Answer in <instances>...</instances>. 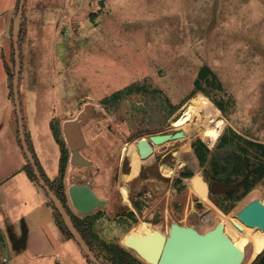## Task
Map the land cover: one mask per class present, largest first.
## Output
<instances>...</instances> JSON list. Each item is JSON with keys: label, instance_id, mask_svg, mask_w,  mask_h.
Instances as JSON below:
<instances>
[{"label": "rangeland", "instance_id": "374dc122", "mask_svg": "<svg viewBox=\"0 0 264 264\" xmlns=\"http://www.w3.org/2000/svg\"><path fill=\"white\" fill-rule=\"evenodd\" d=\"M18 5L19 0H0V183L18 172L25 174L27 164L5 66V62L10 67L14 64L13 22ZM22 21L24 124L32 153L50 184L60 171L62 154L52 124L70 153L63 130L68 120L84 118L81 128L86 143L81 153L98 168L101 180L109 183L113 173L122 180L126 174L137 176L140 167L150 166L155 158L154 154L140 163L135 172L125 145L153 133L180 130L174 129L173 116L200 87L211 96L203 91L195 95L203 93L225 106L227 114L221 112L228 121L220 137L226 133L239 139L240 135L243 145L246 140L264 143V0H26ZM207 68L208 77H215L199 78ZM134 84L142 87L140 92L133 91L112 105L104 103L105 97ZM196 138L201 137H190V153L169 154L166 159L179 169L177 174L187 177L175 182L177 195L170 206L180 208L184 203L191 214L186 219L173 214L175 221L183 218V223L205 232L225 220L220 212L238 215L253 199L264 201V176L249 192L231 201L200 194L191 184L198 182L208 192L212 179L192 149ZM187 140L160 144L156 157L165 148L179 149ZM218 140L212 144L203 140L211 150L209 157ZM222 151L217 149V160L222 161ZM69 168L68 162L64 183ZM240 185L223 186L218 193L232 190L238 195L243 192ZM120 186L125 192L129 189L127 181L122 180ZM38 189L45 191L42 186ZM3 194L0 190V226L28 227L30 237L24 247L0 243V264H94L69 231L54 220V209H13L15 205L4 201ZM109 228L102 233L108 241L116 235ZM250 248H244V261ZM94 250L105 258L103 263L110 262L105 245Z\"/></svg>", "mask_w": 264, "mask_h": 264}, {"label": "water", "instance_id": "95a60500", "mask_svg": "<svg viewBox=\"0 0 264 264\" xmlns=\"http://www.w3.org/2000/svg\"><path fill=\"white\" fill-rule=\"evenodd\" d=\"M25 6L26 0H19L18 12L13 27L15 52L13 93L18 116L20 142L28 161L34 169L36 178L58 208L68 229L94 264H104L75 228L65 204L44 179L27 140L20 96L22 58L18 28L25 14ZM88 107H92V105H88ZM84 121L85 119L81 118L68 120L66 123L63 134L71 148L85 143V136L81 128ZM185 135V131L180 129L153 133L148 137L140 138L137 141L139 154L141 158H148L153 153L155 145L165 144ZM71 161L76 164H89V161L78 150L72 152ZM199 186L203 188L201 184ZM212 186L213 191H216V188L222 189L226 185L214 182ZM203 190L205 189L203 188ZM68 194L74 205L82 212H89L95 206L105 203L104 200L97 197L89 185H72L68 189ZM238 217L252 226H259L264 229V201L259 198L253 199L241 209ZM237 225L242 228V225L238 223ZM125 243L136 249L140 255L152 264H242L246 257L245 250L226 234L223 221H219L215 227L205 232H201L193 226L181 225L175 222L172 224L169 236L159 230L139 235L132 232L126 237Z\"/></svg>", "mask_w": 264, "mask_h": 264}, {"label": "flooded vegetation", "instance_id": "af4514ba", "mask_svg": "<svg viewBox=\"0 0 264 264\" xmlns=\"http://www.w3.org/2000/svg\"><path fill=\"white\" fill-rule=\"evenodd\" d=\"M177 129V128H174ZM175 141V140H173ZM179 141V139H176ZM77 142V141H76ZM170 142V141H168ZM166 142V143H168ZM86 143V141H85ZM85 143L81 146H76L71 148L70 156H69V171H68V181L66 179L65 191H66V204L67 211L73 221L75 228L79 231L83 239L87 242V244L91 247L94 254L101 260L104 261V257H102L97 251L94 250L96 246L105 245L108 246H121L123 248H127L125 245L126 237L132 233L134 230L138 229L144 222L151 224L152 228L149 232L153 230H159L161 233L169 236L172 224L175 223V219L173 214L185 215L188 217L191 213L188 214V207L184 206V203L180 208H176V206H170L172 198H176V193L173 191L174 187L176 188L175 182L180 183L181 178H185L186 176H182L177 174L176 171L179 169L175 167L170 161L166 160L169 154L177 155V150H174L175 147H168L163 149V151H159V158L156 157L157 148L161 145L154 146L153 153L148 158L138 157L135 152L139 154V149L137 146V142L127 143L125 145V152L130 154V157L133 159L135 164V172L139 169L140 163L143 161L153 158L155 154L154 160L148 164L142 165L144 167H140V170L136 175L132 176L131 174H126L127 177H123L122 180L127 181V185L129 189L125 192L121 189L120 175L118 173L110 177V182H106L105 180H101L100 177L97 176L98 168L94 165L92 160L85 157L84 154L81 153V148L84 147ZM193 149V148H192ZM74 150H78L88 161L89 164H76L71 161V155ZM194 151V150H193ZM140 155V154H139ZM129 157V158H130ZM125 158L121 160V166L119 173L123 170V161ZM95 171L93 172V169ZM164 166H168L169 168L175 169L174 173H165ZM118 170V168H117ZM140 171L142 173H140ZM60 172V171H59ZM116 172V170H115ZM59 175V174H58ZM177 175V177H175ZM58 177V176H57ZM196 177L194 178V180ZM218 182L212 179V183L207 184L208 192L203 190L199 186V183H192L191 188L194 187L197 192L204 195V193L214 194L219 201L218 198L226 197L225 193H218L220 189L216 188V191H213L212 185L214 182ZM222 183V182H221ZM224 184V183H223ZM72 185H89L97 197L101 200H104L105 203L101 205L95 206L89 212L80 211L72 202L71 197L68 194V189ZM225 185V184H224ZM175 190V189H174ZM196 194H199L197 193ZM209 193V194H208ZM219 194V195H217ZM206 198V197H205ZM207 201H210L206 198ZM225 201V200H224ZM221 208V207H220ZM222 209V208H221ZM197 209H191L190 211H196ZM213 210V209H212ZM223 210V209H222ZM214 211H212L213 213ZM183 218L177 221V223L186 226H193L191 223H183ZM111 225V228L114 229L116 235L111 237L108 241L106 237L103 236V231L108 230L107 227ZM141 224V225H140ZM59 226V225H58ZM196 228V227H195ZM114 232V233H115ZM70 238L74 239L77 243V239L70 231ZM118 238V239H114ZM134 238V237H132ZM114 240H117L114 241ZM79 244V243H78ZM129 250L128 257L129 260L133 262H137L140 256L136 255L131 249ZM126 249V250H127ZM127 250V251H128ZM108 251V250H107ZM136 255H134V254ZM87 255V254H86ZM139 257V258H138ZM140 260V259H139ZM105 264V263H104ZM149 264V263H148Z\"/></svg>", "mask_w": 264, "mask_h": 264}, {"label": "trees", "instance_id": "16d2710c", "mask_svg": "<svg viewBox=\"0 0 264 264\" xmlns=\"http://www.w3.org/2000/svg\"><path fill=\"white\" fill-rule=\"evenodd\" d=\"M19 7V5H18ZM14 25V22H13ZM22 27L19 31L20 33V43L23 40L24 37V30H23V21L21 23ZM13 58V67H10L8 62H5V66L7 69L8 74L10 75L11 80V94L14 97L13 93V79H14V69H15V52L12 53ZM208 68L201 70L199 78H209L208 77ZM215 77V76H214ZM211 76V78H214ZM209 78V79H211ZM142 87L139 84H134L126 88L119 89L112 93L110 96L105 97L104 103L108 105H112L114 101H121L124 100L127 95L133 91L140 92ZM203 91L207 95L211 96L207 91H204L202 87H200L198 90H196L190 97L194 96L196 92ZM189 97V98H190ZM216 105L220 108L222 112L227 114L225 106L215 98H211ZM176 109V108H175ZM173 110L172 114L174 113ZM52 128L55 134V137L57 138L58 142L60 143L62 154H61V160H60V172L58 177H56L50 184V182L45 178L44 174L43 177L46 180V182L50 185L51 189L59 196V198L63 201L65 206L66 204V191H65V185L63 183L64 174L66 171V166L69 160V151L66 147V142L63 138H61V132L56 129V127L52 124ZM233 130L232 128H230ZM27 134V133H26ZM18 135L19 130H18ZM239 139H235L234 137H230L228 134L224 133L218 140V145L216 150L213 152L211 157H209V152L211 151L206 143L201 138H196L192 141L191 146L195 152V155L197 156L199 162L201 165L205 167V175L207 177H210L213 180L220 181L224 183L225 185H235L237 183H241V187H243V192L238 193V195H235L236 192L229 190L226 193V200H232L233 198H239L242 194H245L249 192L252 188H254L258 182L263 178L264 176V143L256 142V141H250L246 140L243 145L242 141L240 139L245 140L244 137L237 135ZM27 140L31 149V152H33V148L31 146L29 137L27 135ZM252 146V149L250 148ZM223 150L221 154H224V157L222 161L219 159L217 160V149ZM26 156V155H25ZM253 156V157H252ZM35 159L37 160L36 156L34 155ZM27 159V157H26ZM39 166V165H38ZM25 169L31 177V179L37 180L34 169L30 162L27 159V164L25 165ZM40 169V167H39ZM241 177V178H240ZM239 189V187L237 188ZM52 207L54 209V213L56 214V219L59 223V225L63 228H65L67 231L70 230L66 226L58 208L55 206L54 202L51 200ZM228 210V209H227ZM64 230V229H63ZM106 250H108V253L111 255V257H107L110 262H106L107 264H144L141 260L138 259L137 262H133L126 257L129 255V251H127L125 248L121 246H108L106 247ZM131 254V253H130ZM105 263V264H106ZM252 264H264V251L260 253Z\"/></svg>", "mask_w": 264, "mask_h": 264}, {"label": "bare ground", "instance_id": "6f19581e", "mask_svg": "<svg viewBox=\"0 0 264 264\" xmlns=\"http://www.w3.org/2000/svg\"><path fill=\"white\" fill-rule=\"evenodd\" d=\"M227 121L228 120L222 116L220 108L207 95L198 93L190 97L173 116L172 122L174 128L182 129L186 133V135L179 138V140L188 139L181 145L177 151V155L191 152L190 137L192 135L200 136L203 140H207L209 144L214 143L220 137L224 124L227 123ZM135 154L140 157L137 152H135ZM164 167L166 168L164 169L166 174H171L175 171V169L169 168L168 166ZM219 216L225 218V220H221L225 224V232L237 245L243 249L251 245L248 260L244 261L242 264L253 263L255 258L264 251V229L246 223L240 219L237 214L220 212ZM237 223L242 225V228H240ZM151 228V224L144 222L133 232L137 235L152 233L155 230L149 232ZM125 245L136 255L140 256L143 261L152 264L148 259L140 255L136 249L126 243Z\"/></svg>", "mask_w": 264, "mask_h": 264}, {"label": "crops", "instance_id": "0c3cea01", "mask_svg": "<svg viewBox=\"0 0 264 264\" xmlns=\"http://www.w3.org/2000/svg\"><path fill=\"white\" fill-rule=\"evenodd\" d=\"M24 172L25 174L18 172L8 176L0 183V190L4 193L2 197L3 200H9L13 206L15 205L13 209H15V207L27 206H29V209H43V211L44 209H53L47 199L49 195L45 193V191H40L38 188L41 189V185L39 186L36 181L31 179L29 175L26 174V170ZM58 173L54 179L58 176ZM54 179H51V181ZM54 220L56 221L55 216ZM29 237L28 227L23 226L22 230H19L13 224L6 228L0 226L1 244L10 243L15 247H24L27 244Z\"/></svg>", "mask_w": 264, "mask_h": 264}, {"label": "built area", "instance_id": "2783aa9c", "mask_svg": "<svg viewBox=\"0 0 264 264\" xmlns=\"http://www.w3.org/2000/svg\"><path fill=\"white\" fill-rule=\"evenodd\" d=\"M3 261H4V262H7V259H6V258H4V259H3Z\"/></svg>", "mask_w": 264, "mask_h": 264}]
</instances>
